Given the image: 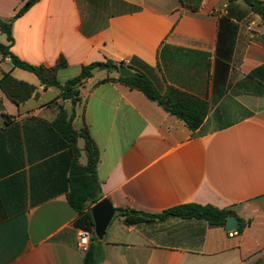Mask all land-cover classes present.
<instances>
[{
    "label": "crops",
    "instance_id": "obj_1",
    "mask_svg": "<svg viewBox=\"0 0 264 264\" xmlns=\"http://www.w3.org/2000/svg\"><path fill=\"white\" fill-rule=\"evenodd\" d=\"M29 1L0 0L22 61L51 68L64 57L62 82L84 67L122 63L161 94L177 89L210 111L192 131L139 90L105 81L118 74L101 69L73 104L0 52V80L9 73L37 89L16 104L0 87V264H85L78 235L86 222L68 200L73 156L52 125L61 108L99 149L100 201L115 210L100 239L102 264H264L262 19L227 0H38L17 18ZM0 45H10L1 28ZM186 204L232 210L245 229L180 218L128 223L139 218L132 211Z\"/></svg>",
    "mask_w": 264,
    "mask_h": 264
},
{
    "label": "trees",
    "instance_id": "obj_2",
    "mask_svg": "<svg viewBox=\"0 0 264 264\" xmlns=\"http://www.w3.org/2000/svg\"><path fill=\"white\" fill-rule=\"evenodd\" d=\"M38 0H31L26 3L23 9L17 14V18L22 16L28 9ZM231 3L242 2L250 8V10L258 15L264 22V1L262 0H227ZM12 21L0 20V28L4 34L7 35L9 46L0 45V52L5 58L11 60L12 66L30 72L38 77L41 84L45 88H57L61 91V98L69 100L73 104L81 101L80 92L84 83L94 75L92 69L100 67L102 71H106L109 75L118 74L117 78L108 77L107 80H116L124 83L134 90H139L146 95L150 100L157 102L169 114L182 120L186 126L196 131L204 123L209 114V104L195 96L186 94L174 88H169L166 94H161L156 88L154 82L146 74L129 67L135 72L133 77H121L119 75L120 67L124 64H118L114 61H107L105 63H98L96 65L84 67L77 77L62 82L58 78V71L61 68L68 66L64 57L60 58L57 65L51 68L45 66H35L22 61L14 55L10 48L14 42L12 35ZM0 87L3 92L16 104L28 101L36 94V87L25 82L16 80L11 74L6 73L0 80ZM169 103L167 105L166 103ZM54 129L64 139L67 146L71 148L73 156V165L71 170V190L68 195V200L72 208L77 211L85 220L84 228L95 229L91 207L96 205L102 198L101 182L97 174V167L100 159L99 149L92 139L87 128L77 130L73 126L72 118L65 108H61L56 120L53 122ZM84 140V147H79V141ZM82 151L87 157V164L80 163ZM119 213H125L126 210L118 209ZM132 213L139 215V218L128 221L129 224L141 222L144 219L157 218L166 220L170 218L180 219H197L206 221L212 225L227 226V221L230 217L237 215L232 210L220 209L213 205H198L186 204L174 207L159 215L143 214L136 211ZM239 219V218H238ZM239 225L236 231L243 232L245 223L239 219ZM104 260V253L100 239L94 232L91 241L90 249L85 254V264H102Z\"/></svg>",
    "mask_w": 264,
    "mask_h": 264
},
{
    "label": "water",
    "instance_id": "obj_3",
    "mask_svg": "<svg viewBox=\"0 0 264 264\" xmlns=\"http://www.w3.org/2000/svg\"><path fill=\"white\" fill-rule=\"evenodd\" d=\"M98 70H100V67L93 68L92 74H95ZM119 74L124 78L133 77L136 75L135 72L125 66L120 67ZM166 104L169 105L168 102ZM91 212L95 223V233L99 239H102L106 234V231L115 215V210L112 206V203L109 200L105 199L97 203L92 208ZM238 225L239 221L234 217H230L227 221L226 228L228 231L233 232L237 230Z\"/></svg>",
    "mask_w": 264,
    "mask_h": 264
},
{
    "label": "built area",
    "instance_id": "obj_4",
    "mask_svg": "<svg viewBox=\"0 0 264 264\" xmlns=\"http://www.w3.org/2000/svg\"><path fill=\"white\" fill-rule=\"evenodd\" d=\"M78 237H79L78 248L80 252H82L83 254H86L90 249L93 234L89 230L82 229L79 231Z\"/></svg>",
    "mask_w": 264,
    "mask_h": 264
},
{
    "label": "rangeland",
    "instance_id": "obj_5",
    "mask_svg": "<svg viewBox=\"0 0 264 264\" xmlns=\"http://www.w3.org/2000/svg\"><path fill=\"white\" fill-rule=\"evenodd\" d=\"M99 72V71H98ZM99 73H102V71H100ZM28 75H30L31 77H34L35 78V76L33 75V74H28ZM112 75H116V74H112ZM111 75V76H112ZM108 76H110L109 74H108ZM84 160H85V157H84Z\"/></svg>",
    "mask_w": 264,
    "mask_h": 264
}]
</instances>
